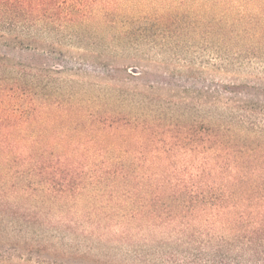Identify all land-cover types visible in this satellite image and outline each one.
<instances>
[{
    "label": "rangeland",
    "instance_id": "rangeland-1",
    "mask_svg": "<svg viewBox=\"0 0 264 264\" xmlns=\"http://www.w3.org/2000/svg\"><path fill=\"white\" fill-rule=\"evenodd\" d=\"M84 3L71 18L33 17L31 34L0 31V131L63 156V166L83 161L76 151L94 157L105 148L130 178H71L58 193L64 180L50 179L46 191L44 179L17 177L18 168L0 162V264H218L238 232L221 222L234 217L214 228L163 224L153 210L166 203L136 180L149 164L210 161L211 150H178L208 132L253 148L241 168L264 178V0ZM8 21L0 14V26ZM107 116L150 129L102 127ZM169 143L173 154L150 152ZM199 179L216 192L228 184L219 171ZM251 189L239 182L234 191Z\"/></svg>",
    "mask_w": 264,
    "mask_h": 264
},
{
    "label": "trees",
    "instance_id": "trees-1",
    "mask_svg": "<svg viewBox=\"0 0 264 264\" xmlns=\"http://www.w3.org/2000/svg\"><path fill=\"white\" fill-rule=\"evenodd\" d=\"M87 1L89 0H0V14L9 18L7 23L0 26V31L3 34L14 33L17 37H22L23 33L31 34L30 28H27L28 25L25 24H28L33 17L51 16L55 20L71 18L83 9V4ZM21 22H24V27L21 30L22 33H19L18 25ZM5 120L3 119L2 123ZM117 121L132 125L134 131L140 127L150 129L148 124L135 123L134 125L126 118L113 119L107 116L98 120L102 127H113L109 122ZM152 138L154 140V136ZM188 139L191 142L190 146L186 148L179 143L178 150L185 149L184 152L200 150L199 148L203 151L211 150L213 156H210V161L199 156L196 165L167 164L162 166L165 173L162 172L159 163L146 165V171L136 180V188L159 197L166 203L163 204V212L153 210L156 219L163 224L179 222L182 226L191 227L192 224L200 223L214 228L213 225L218 222L217 218L233 216L232 220L227 219L221 223L237 228L238 232L234 234L235 240L230 248L221 255L217 263L264 264V178H249L248 173L241 168V162L245 158L253 157L256 151L248 146L237 147L233 144H225L218 134L210 132L198 138L188 137ZM22 141H24L22 135L15 130L0 131V162L10 165L11 168H18L14 170L17 177L20 175L31 179H38V177L42 178L40 180L44 179L39 184L46 191L51 189L47 187L50 179L53 181L55 178L64 180L63 183L56 182L55 190L58 193H64L70 189L73 185L71 178H97L95 180L115 178V182H128L130 178V168L123 162H114L106 158L105 148L95 150L94 157L88 152L76 151L75 154L80 156L78 160L83 161L76 160L75 166H63V156H56L49 149L25 146ZM207 144L211 145L206 146ZM151 151L154 156H167L175 152V147L174 144L169 143ZM139 153L143 154L144 151ZM261 156L264 159V150ZM91 169L92 172H89ZM140 169L142 168L139 167L138 170ZM247 170L250 172L248 168ZM215 171L223 172L228 183L224 184L223 190L220 188L218 192L213 185L199 179ZM136 173L140 174L137 171ZM143 181L144 185L141 184ZM239 182H243L248 188L252 187L251 193L237 196L234 189ZM50 184L52 185V182ZM52 188H54L53 185ZM124 189L127 188L124 187ZM171 201L177 205L170 204ZM200 253L198 251L193 254V257L199 258Z\"/></svg>",
    "mask_w": 264,
    "mask_h": 264
}]
</instances>
